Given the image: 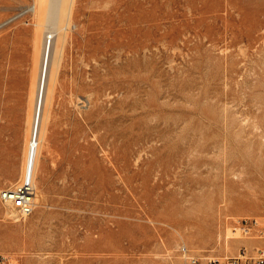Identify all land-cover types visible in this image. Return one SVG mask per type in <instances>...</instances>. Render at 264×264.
<instances>
[{"label":"rangeland","instance_id":"rangeland-1","mask_svg":"<svg viewBox=\"0 0 264 264\" xmlns=\"http://www.w3.org/2000/svg\"><path fill=\"white\" fill-rule=\"evenodd\" d=\"M74 1L62 51L44 19V56L36 0H0V264H190L181 247L197 264H254L264 0ZM55 65L33 125L35 208L22 217L1 195L23 182L36 83Z\"/></svg>","mask_w":264,"mask_h":264},{"label":"bare ground","instance_id":"bare-ground-1","mask_svg":"<svg viewBox=\"0 0 264 264\" xmlns=\"http://www.w3.org/2000/svg\"><path fill=\"white\" fill-rule=\"evenodd\" d=\"M74 2H75L74 0H59V2L58 1L56 2L57 3V8L55 6H52V8L51 7L49 8V6L47 5V0H36L34 8H33L34 12H36L37 15H39V16L40 15L44 16L43 18L40 17L39 21L36 23V25L38 26V28L35 27L37 29V33H38V41H37V44H36V48L38 50H40V51L42 50L44 52V56L47 53L48 37H47V41H45V43H42V41L40 40V38L42 36L41 37L39 36L40 34H43L42 27L45 26L43 24L44 19L47 20L50 17L49 19L50 20H51V18H52V20L54 19L53 21H55V25L57 24V31H58V35H59L58 36V40L60 41V49L58 51H60V50L62 51L63 47H65L64 46V42L66 40V35H65L64 31L66 29V25H67L66 23L71 17L70 16L69 19H66V16H67L66 14H67V12L69 13V11L70 12L73 11ZM58 6H60V9H59ZM55 30H56V28H55ZM67 32H66V34H67ZM33 33L35 34V32H33ZM67 37H69V36L67 35ZM67 41H69V40H67ZM33 42H34V40H33ZM50 47L51 46H49L48 49H50ZM58 57L60 58V56H58ZM60 60H61V58H60ZM58 61H59V59H58ZM44 62H43V68H44ZM56 63H57V61H56ZM59 65H58V67L55 65V67H57V70L54 71V73L50 75V78H49L50 80H49V82L47 84H46V80L43 82L44 78H43V68H42L40 79L38 80L39 82L36 83V85L38 84L37 85L38 86L37 99L35 101L36 102V108H35V111L33 109L34 114H32L31 117H30V123H31L32 127L30 128V137H28L27 140H26V153H25L26 154V158H25L24 176H23V182H22V184H25L27 182V178H28V181H29V183L32 186L34 191H35V186H36L35 178H36V171H37V166H38V155H39V150H40V146H41V142H42V135H38L37 138H35V140L33 141V128H34L33 125H34V122H35V119H36V112H37V107L39 106L38 104H39V100H40V95L42 94V99H43L44 93L46 91V94H47L46 100H47V99H49V97H51V95L54 92V89L56 87V83H57V80H58V76H59L58 75L59 74ZM42 99H41V102H40L41 103L40 110L42 108V103H43ZM99 102H100V100H99ZM34 191H33V193H35Z\"/></svg>","mask_w":264,"mask_h":264},{"label":"built area","instance_id":"built-area-1","mask_svg":"<svg viewBox=\"0 0 264 264\" xmlns=\"http://www.w3.org/2000/svg\"><path fill=\"white\" fill-rule=\"evenodd\" d=\"M51 37H48V39ZM33 188L30 185L29 181L21 186H18L16 189H8L2 192L1 199L4 202L10 203L14 208L18 209L22 217L30 215L35 208ZM264 235V230L262 232ZM181 252L187 256V260L190 261V264H197L198 260L194 257L189 256L188 250L186 247H181ZM226 263L222 262L220 259H209V264H238L236 258H229ZM3 261V257L0 255V263ZM254 264H264V252L254 259Z\"/></svg>","mask_w":264,"mask_h":264}]
</instances>
